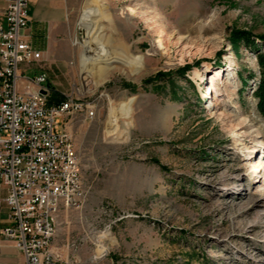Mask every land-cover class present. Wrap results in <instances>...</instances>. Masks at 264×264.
I'll list each match as a JSON object with an SVG mask.
<instances>
[{
  "label": "rangeland",
  "instance_id": "obj_1",
  "mask_svg": "<svg viewBox=\"0 0 264 264\" xmlns=\"http://www.w3.org/2000/svg\"><path fill=\"white\" fill-rule=\"evenodd\" d=\"M103 4L113 22L103 20L102 33L141 64L117 59L100 63L95 79L83 74L77 23L89 3L70 0L51 70L54 93L80 104L62 130L84 196L61 209L52 247L73 264H264L259 65L255 50L231 42L246 30L264 53V0Z\"/></svg>",
  "mask_w": 264,
  "mask_h": 264
},
{
  "label": "built area",
  "instance_id": "obj_2",
  "mask_svg": "<svg viewBox=\"0 0 264 264\" xmlns=\"http://www.w3.org/2000/svg\"><path fill=\"white\" fill-rule=\"evenodd\" d=\"M28 0H5L0 17V221L7 208L13 225L0 234L15 242L24 264H73L53 252L62 208L84 196L80 160L64 118L80 108L70 98L51 101L46 72L29 77L22 64L42 59L25 32ZM21 69V73L19 72ZM47 94L42 95L41 91ZM60 197H69L60 205Z\"/></svg>",
  "mask_w": 264,
  "mask_h": 264
},
{
  "label": "crops",
  "instance_id": "obj_3",
  "mask_svg": "<svg viewBox=\"0 0 264 264\" xmlns=\"http://www.w3.org/2000/svg\"><path fill=\"white\" fill-rule=\"evenodd\" d=\"M5 0H0V17L4 9ZM70 10V0H28L29 25L25 30L32 41L42 50V59L31 64H22L21 69L29 72L35 69V73L46 72L49 77L50 86L54 85V74L52 60L59 48L65 46L66 34L68 30V15ZM13 225L7 218V208L0 221L2 226ZM56 254H61V258L67 260L61 250L52 247ZM25 256L23 252L15 246V242L0 234V264H24Z\"/></svg>",
  "mask_w": 264,
  "mask_h": 264
},
{
  "label": "bare ground",
  "instance_id": "obj_4",
  "mask_svg": "<svg viewBox=\"0 0 264 264\" xmlns=\"http://www.w3.org/2000/svg\"><path fill=\"white\" fill-rule=\"evenodd\" d=\"M89 7L84 9L81 17L77 23L79 29H83L85 32L82 40V51L79 56V63L82 66V73L87 74L93 79L96 78L95 74L100 63H108L113 60H119L125 66L136 69L141 64L140 58H132L126 51L121 54L119 45H115L114 40L109 36H105L102 33L101 24L103 20H107L108 23H112V17L108 13L107 7L103 4V0H88ZM133 13V9H130ZM205 28L204 23L199 25V30ZM83 35V34H82ZM164 40H160L159 44H163ZM218 75L209 85L214 88L219 80ZM83 86L86 89L87 78H83ZM117 114L112 111L109 125L111 126V132L116 129ZM69 204V197H60V204Z\"/></svg>",
  "mask_w": 264,
  "mask_h": 264
},
{
  "label": "trees",
  "instance_id": "obj_5",
  "mask_svg": "<svg viewBox=\"0 0 264 264\" xmlns=\"http://www.w3.org/2000/svg\"><path fill=\"white\" fill-rule=\"evenodd\" d=\"M261 39L264 40V36H261ZM232 45L235 48L238 47L240 43H244L246 46H249L250 49L255 50L257 53V62L259 65V80L254 91V96L257 99V109L260 115L264 118V53L259 52L256 48L257 46L254 43L253 37L249 31L246 30H234L231 36ZM58 95L53 94V100H57Z\"/></svg>",
  "mask_w": 264,
  "mask_h": 264
},
{
  "label": "water",
  "instance_id": "obj_6",
  "mask_svg": "<svg viewBox=\"0 0 264 264\" xmlns=\"http://www.w3.org/2000/svg\"><path fill=\"white\" fill-rule=\"evenodd\" d=\"M41 94H42V95H46V94H47V91H46V90H42V91H41Z\"/></svg>",
  "mask_w": 264,
  "mask_h": 264
}]
</instances>
